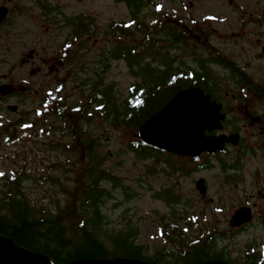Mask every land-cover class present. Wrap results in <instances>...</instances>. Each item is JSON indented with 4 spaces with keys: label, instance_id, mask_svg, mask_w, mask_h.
Returning <instances> with one entry per match:
<instances>
[{
    "label": "rangeland",
    "instance_id": "374dc122",
    "mask_svg": "<svg viewBox=\"0 0 264 264\" xmlns=\"http://www.w3.org/2000/svg\"><path fill=\"white\" fill-rule=\"evenodd\" d=\"M56 1L62 12V15L57 16L58 23H49L41 17L30 19L27 15H21L12 16L8 24L0 29V83L16 84L26 81V84L31 85V90L41 89V84L44 83L45 87L41 91L43 96H46L48 88H53L58 78L66 76V89L60 98L64 97L68 105H85V99L78 91L80 86L77 85L80 81L89 85L92 78L95 79L91 73V69L95 68L93 57L100 49H108L110 44H114V39H109L107 44H95L90 55L85 57L87 64H90L86 69L87 74L83 73L84 71L78 72L76 83L73 74L70 78L67 77V67L64 65L59 71L50 74L46 59L52 57L61 42L71 34L69 26L64 25V18L79 14L91 15L98 28L102 29L111 22L130 20L129 11L124 3L115 0ZM261 12H264V0H144L141 9V15L144 16L148 28L154 25L155 20H178L184 25L191 24V20L199 23L204 31L198 30L201 35L200 42L189 37L186 51L164 50L167 55L173 56L172 66L179 67L180 70L192 67L194 59L207 61L209 64V54L213 47L225 52H237L239 47L241 50L249 48L251 53L260 52L257 47L264 46V25L262 21H253V18L256 13ZM171 21L166 20L167 23ZM132 37L142 38L140 34ZM124 40L128 44L134 43L132 38ZM32 52H35V56L30 59ZM131 69L122 60H112L107 74L102 75L104 85L113 94L120 110L122 101L127 98L128 86L135 82ZM217 73L213 72L212 78ZM218 76L221 77V74ZM219 77L208 80L206 86L215 93H220L219 98L230 110L234 104L230 96L234 92L231 84L226 80H219ZM225 94L229 99L225 98ZM38 101V97L27 100L24 97L13 98L9 104L18 106L16 113L8 111L6 105L0 102V130L8 132L5 136L0 133V175L5 174L0 177V190L4 189L3 179L11 172L22 174L23 190L29 198L34 203L54 210L55 201L62 207L67 199L62 194L61 187H53L54 185L46 183L42 178L49 175L61 176V182L72 185V175L68 170L73 169L70 163L75 159L76 152L63 149L61 141L64 138L59 139L61 133L54 129L57 124L52 117L45 116L44 120H38L33 115L27 116L24 113L28 107L37 106ZM44 107L47 108V105ZM111 109L114 111L113 117H116L117 111L112 107ZM241 119V115L230 114L226 123L232 125L234 121L239 122L243 131L242 147L228 150L220 160L217 156L202 157L193 167L204 165L209 168L189 174L173 173L164 161L168 158L165 154L159 158L142 157L130 151V142L137 140L136 127L132 129L135 131L133 134L128 125L115 124L111 117L106 119L102 115L95 118L91 124H85L86 130L98 140L97 154L103 158L102 168L115 177V180L102 182V187L109 192L101 204V214L104 218L102 228L105 233L116 235L135 229V243L141 245L148 256H163L165 261L173 260L171 253L178 251L179 241L175 240L178 236L175 238L173 232L175 225L189 241H193L195 237L201 239L212 234H216L215 239L218 232H222L216 239L215 250L224 254V258L232 263L245 264L249 253H253L254 249L256 252L263 250L264 225L261 222L264 208V162L258 159L249 162V128L244 130L245 123L240 121ZM4 137L9 140L4 142ZM236 163H239L238 171L223 172V165L235 167ZM257 172H260V175L256 176ZM233 173L239 174L237 185H230L229 179L225 177ZM198 179L204 180L207 195L212 198L210 202L209 198L200 202V196L195 190V182ZM166 191L177 200L175 203L171 200L174 204H168L167 197L157 196ZM219 198L226 205L221 213L215 212L214 209ZM249 198L254 207V220L243 232L234 235V230L229 228L231 210L246 200L249 201ZM190 214L198 216L196 226L199 231L192 230L185 220L180 221L181 217L186 219ZM165 234L175 238V244L168 240Z\"/></svg>",
    "mask_w": 264,
    "mask_h": 264
},
{
    "label": "trees",
    "instance_id": "16d2710c",
    "mask_svg": "<svg viewBox=\"0 0 264 264\" xmlns=\"http://www.w3.org/2000/svg\"><path fill=\"white\" fill-rule=\"evenodd\" d=\"M116 1L127 5L132 26L113 23L104 27L105 29H99L96 20L87 18L88 16L66 20L71 34L61 48L60 58L67 67L66 75L69 74L70 78L73 74L75 83L78 81V72L84 71L87 74L86 69L90 64H87L85 57L91 53L89 42L92 39L97 42L99 37L114 39V44L107 50H99L93 57L95 68L91 69V73L95 79L92 78L89 85L85 81H80L77 85L80 86L78 91L85 99V105H68L64 97L60 98L62 92L53 91L47 96L49 103L46 117H52L56 121L54 129L61 133L59 139L64 138L61 141L63 149L76 152V156L70 163L73 169L68 170L72 175V185L61 182V176L49 175L42 180L54 185L53 187H61L67 200L62 207L55 201L54 210L34 203L23 190L24 176L11 172L3 179L4 189L0 190V237L9 239L17 247L31 253L45 255L52 264L115 258L135 259L151 264L222 261L221 253L216 252L214 243L207 238L189 242L181 234L174 235L180 236L178 251L171 253L173 260L165 261L163 256H148L145 249L135 243V229L113 235L106 234L102 228L104 218L101 204L109 195L102 187V182L115 180V177L102 168L103 158L97 154L98 140L86 130L85 124H91L102 115L106 119L111 117L115 124L128 125L131 133L135 134L133 127L155 114L169 97L185 87L200 85L199 78H203L201 73H196L191 78L185 71L170 65L171 60L164 50H185L188 43V38L183 36L181 29L166 20H157L148 28L141 15L144 0ZM45 9L47 13L52 12L48 5H45ZM139 34L142 38L132 37ZM129 38H132L133 44L123 40ZM118 59L125 60L130 68L138 67L136 74L139 73L142 77L141 82L130 89V97L125 100L122 111L115 104V98L104 85L102 77L110 69L111 61ZM154 63L159 67L152 68ZM64 80L66 76L55 89L62 90ZM111 107L117 111L116 117H113ZM3 131L4 129L0 130L3 136L8 134ZM8 140V137H4V142ZM128 147L142 157L153 153L151 149L133 140ZM49 148L53 149L51 146ZM63 168L67 170L65 166ZM4 176L5 174L0 175L1 178ZM167 239L173 242L175 238L167 236Z\"/></svg>",
    "mask_w": 264,
    "mask_h": 264
},
{
    "label": "flooded vegetation",
    "instance_id": "af4514ba",
    "mask_svg": "<svg viewBox=\"0 0 264 264\" xmlns=\"http://www.w3.org/2000/svg\"><path fill=\"white\" fill-rule=\"evenodd\" d=\"M42 4L43 0H0V11L5 10V19L0 22V29L8 24L9 19L12 16H29L30 19L44 17V9ZM251 14H249L250 16ZM253 21H262L264 25V12L256 13ZM264 37V34H263ZM260 52H252L247 49H237V52L230 51L225 52L224 50L218 49L217 56L215 61H213L210 66L211 73L221 74L219 79L226 80L227 83L231 84L234 94L231 97L232 102L234 103L230 110L226 108V105L223 104L220 93L211 95V100L216 101L217 103L222 104V112L225 114V120L223 121V128L219 134L230 135L232 133L239 134V142L236 147H231L227 145L225 151L230 148L236 149L242 147L243 143V134L241 127L239 126L238 121H234L232 125H227L228 116L241 115L242 119L240 121L244 122V130L249 128V162L258 159L264 162V46L257 47ZM251 53V54H249ZM35 56V52H32L30 59ZM215 56V55H214ZM53 61L58 64L57 60H54V57L46 59L48 69L52 73ZM32 75V74H30ZM24 83H14L15 91L6 97H0V100L3 101V104H9L10 100L13 98L26 97L30 99H35L38 97L41 89H32L31 85ZM33 84V83H32ZM244 95L247 100L242 101L245 104L242 106L239 104L241 101V95ZM225 98L229 99L228 95L225 94ZM218 134V133H213ZM207 157L203 155L202 157ZM260 175V172L256 173ZM262 224L264 225V208L262 211ZM252 223V222H251ZM249 224V226L251 225Z\"/></svg>",
    "mask_w": 264,
    "mask_h": 264
},
{
    "label": "water",
    "instance_id": "95a60500",
    "mask_svg": "<svg viewBox=\"0 0 264 264\" xmlns=\"http://www.w3.org/2000/svg\"><path fill=\"white\" fill-rule=\"evenodd\" d=\"M10 86L0 87V94L7 95ZM219 106L211 104L209 98L199 89H189L178 93L165 108L147 120L138 129L139 139L145 144L177 155L196 156L202 151H213L222 147V140L205 139L204 128L209 130L219 127L217 118ZM15 110V108H11ZM246 210L240 211L234 221H248ZM0 264H51L41 254L31 253L17 247L9 239L0 237ZM70 264H150L138 260H83ZM203 264H226L208 262Z\"/></svg>",
    "mask_w": 264,
    "mask_h": 264
}]
</instances>
